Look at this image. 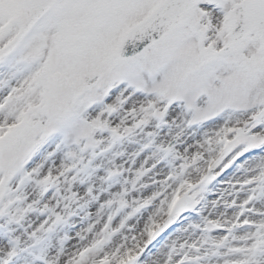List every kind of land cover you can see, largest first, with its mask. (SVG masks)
Returning a JSON list of instances; mask_svg holds the SVG:
<instances>
[{
	"label": "snow or ice",
	"instance_id": "1",
	"mask_svg": "<svg viewBox=\"0 0 264 264\" xmlns=\"http://www.w3.org/2000/svg\"><path fill=\"white\" fill-rule=\"evenodd\" d=\"M0 264H264V0H0Z\"/></svg>",
	"mask_w": 264,
	"mask_h": 264
}]
</instances>
